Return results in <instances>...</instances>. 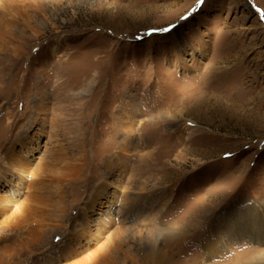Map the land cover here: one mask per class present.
Wrapping results in <instances>:
<instances>
[{
  "label": "rangeland",
  "instance_id": "1",
  "mask_svg": "<svg viewBox=\"0 0 264 264\" xmlns=\"http://www.w3.org/2000/svg\"><path fill=\"white\" fill-rule=\"evenodd\" d=\"M26 136L0 264H264V0H0V172Z\"/></svg>",
  "mask_w": 264,
  "mask_h": 264
},
{
  "label": "bare ground",
  "instance_id": "2",
  "mask_svg": "<svg viewBox=\"0 0 264 264\" xmlns=\"http://www.w3.org/2000/svg\"><path fill=\"white\" fill-rule=\"evenodd\" d=\"M2 8V7H1ZM1 10H3V9H1ZM6 13V12H5ZM8 15H9V13H8ZM87 86V88H85V89H82L81 91H80V93H82V94H85V95H88L89 93H91V90H92V88L94 87V85H86ZM40 104H42V105H46V104H48L47 102H43V101H40ZM85 103H82L81 105H84ZM46 112V109L44 108L43 110H42V112L40 113V115L42 116L44 113ZM46 114V113H45ZM38 118H39V116L37 117V119L36 120H38ZM83 119V118H82ZM172 123H173V121H172ZM129 125V123L127 124V125H125V127H127ZM132 125V124H131ZM177 128H178V126H176L175 128H172V131L173 132H175L176 134H177V138H178V140L179 141H183V136H182V132L181 131H179L178 132V130H177ZM55 137H58V136H56V135H54ZM53 137V136H52ZM52 137L50 138V139H52ZM29 138L30 137H28V136H26L23 140H21V141H18V146H19V150H12V152L10 153V155L8 156V158H7V164H6V168H4V170H3V172H0V182H2V181H4L5 182V184H2V185H4L2 188H4V189H1V191H0V194L2 193L3 195H0V208H2L3 207V205L4 204H7L6 203V201L4 200V199H6L5 197L6 196H10L11 195V193L12 194H15V193H17L20 189V187L24 184V182H25V179H24V176H26V175H29V176H31L32 175V171H31V169L28 167L29 166V161L27 160L28 158H27V155L29 156V157H32V155H29L30 153H33V151H34V149H33V147H32V144L33 143H31V144H27V141H29ZM56 140H57V138H56ZM51 142V141H50ZM58 142H60V141H58ZM20 147H23V148H20ZM49 151H50V153H53V151H51L50 150V148L48 149V151H47V154L44 156V162H46L45 161V159H47V158H49V159H51V161L53 160L52 158H50L51 156H50V154H49ZM34 154V153H33ZM147 154H149V153H147ZM27 158V159H25V158ZM75 159H77V158H75ZM77 161H81V160H77ZM118 161V164H120L121 162L119 161V159L117 160ZM84 162V161H83ZM47 163V162H46ZM76 164V163H75ZM38 166H39V164H38ZM42 166L43 165H41L40 167H39V170L42 168ZM80 165H73V167L71 168V169H69V174L71 173V176H74L73 174H74V172H75V170L79 167ZM105 167H106V169L108 170V171H111L112 170V160H111V158H108L106 161H105ZM63 171V170H62ZM13 172H16V174L14 175V177H13ZM65 172H67V171H65ZM2 174H5L4 176H1ZM106 176L108 175L107 173L105 174ZM33 176V175H32ZM31 176V177H32ZM69 176V175H68ZM13 178V180H15V181H13L12 180V178ZM27 177V176H26ZM30 177V178H31ZM31 180H32V178H31ZM29 181V187L30 186H32V183H33V181ZM6 182H7V185H6ZM108 182V181H107ZM106 181H104V183L103 184H100V185H98V187H96V189H94L93 190V196L92 197H90V202H91V209H92V213H93V211L94 210H96L97 212H99V215L97 216V222L99 221V219L100 218H102V216H105V215H107L108 213H109V211H107V212H105L104 214L103 213H100V211H103L102 210V207L104 206L103 204H102V202H100L101 201V199H104L105 197L107 198V189H109V185H108V183H107ZM17 183V184H16ZM28 184V183H27ZM8 185H10V186H12V187H14V188H10V189H8ZM0 186H1V183H0ZM28 186V185H27ZM30 192V191H29ZM9 200V199H8ZM25 205V204H24ZM100 205V206H99ZM98 206V209H96V207ZM264 206V205H263ZM7 207V206H6ZM8 208V207H7ZM26 213H28L29 212V210H24ZM19 212V211H18ZM126 212H128V210L126 209V210H124V214L126 213ZM129 213V212H128ZM22 215V214H21ZM18 220V219H17ZM261 229H262V227H261ZM263 231V235H264V229L262 230ZM178 230H174V231H170L169 232V234L168 235H166V236H163L164 237V239H166V240H172V239H174V237L176 236V235H178ZM90 238H92V234L91 233H89V235H88V237H87V240H89ZM264 240V239H263ZM22 243V242H21ZM154 245V244H153ZM19 245H16L14 248H13V251L15 252L16 251V249H17V247H18ZM83 246L82 245H80L79 246V249H81ZM208 249V248H207ZM153 250H155V249H153ZM17 254V253H16ZM156 255L157 256H155L154 257V259H155V261L156 262H158L159 264L161 263V260H162V258H161V256H159L157 253H156ZM2 256V255H1ZM4 258V257H3ZM2 260V259H1ZM8 262V261H7ZM85 264H91V263H85Z\"/></svg>",
  "mask_w": 264,
  "mask_h": 264
},
{
  "label": "snow or ice",
  "instance_id": "3",
  "mask_svg": "<svg viewBox=\"0 0 264 264\" xmlns=\"http://www.w3.org/2000/svg\"><path fill=\"white\" fill-rule=\"evenodd\" d=\"M164 31H168V29H164Z\"/></svg>",
  "mask_w": 264,
  "mask_h": 264
}]
</instances>
